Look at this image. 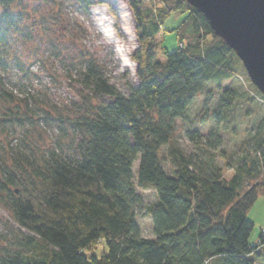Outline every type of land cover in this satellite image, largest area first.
<instances>
[{"label":"trees","instance_id":"trees-1","mask_svg":"<svg viewBox=\"0 0 264 264\" xmlns=\"http://www.w3.org/2000/svg\"><path fill=\"white\" fill-rule=\"evenodd\" d=\"M126 1L139 80L128 82V94L85 35L97 4L118 19L106 0H0V201L12 220L0 232V264H258L264 231L252 246L248 213L264 195V117L236 159L217 155L218 134H188L204 155L185 152L174 137L176 121L211 83L221 90L211 113L218 123L241 99L264 105V95L247 84L222 87L244 65L187 0H152L149 8ZM160 33L178 41L174 51L160 49L163 60ZM43 73L76 97L61 106L38 97L31 88ZM37 126L52 129L53 141L39 145ZM166 146L172 170L161 158ZM138 188L158 196L148 208L154 239L137 220Z\"/></svg>","mask_w":264,"mask_h":264},{"label":"rangeland","instance_id":"rangeland-1","mask_svg":"<svg viewBox=\"0 0 264 264\" xmlns=\"http://www.w3.org/2000/svg\"><path fill=\"white\" fill-rule=\"evenodd\" d=\"M106 2L111 4L115 9L118 19L110 14L107 5L97 4L91 8L90 16L87 17L84 22L85 31L87 30L85 35L90 48L93 51H101L106 58V63L109 68V77L112 83L116 85L119 90L128 94V82L134 84L139 83L136 75L137 63L132 58L134 51L138 47L135 30L136 21L126 0H121L124 7L123 10L118 8L111 0H106ZM141 2L144 8H149L152 4V0H141ZM121 11L124 12V18L122 17ZM187 16L188 12L173 14L166 23V28L172 29ZM116 24L119 25V29L116 28ZM104 29L111 34L110 38L103 33ZM177 44L178 41L175 33H168L166 37L164 33H160L157 37L159 52L157 58L163 60L160 50L163 46L167 47L170 51H174L177 48ZM239 74L241 76L237 78L223 81L221 84L222 87H235L242 90L244 84H247L256 91L254 88L256 86L251 82L244 67H239ZM39 76V78L34 80V86L31 89H35V93L41 99H45L47 102L51 101V104L55 106H61L64 101L74 96L76 97L75 91L72 88L66 86L60 88L53 87L50 84L49 77L44 73ZM76 87H78V85H76ZM217 87V83L208 85L206 90L198 95L189 108L186 117L176 121L177 131L174 142L187 153L204 155L205 152L202 150L203 148L199 142L190 138L188 134L193 131H198L206 138L218 134L222 143L218 149L217 155L224 151L227 158L236 159L243 156L245 152L251 149L249 132L252 128H256L255 126L264 117V105L257 101L250 102L247 98L241 99L239 101L240 105L235 111L228 112V116L218 123L215 119L211 118L212 109L215 108L217 99L221 95V90H218ZM207 101L208 104L206 105ZM207 106L210 111L207 110ZM33 133L36 135L38 134L39 145L41 146H44V143L48 144L52 142L53 138L56 136V133L46 126H37L36 132L33 130ZM1 138L2 136L0 135V139ZM167 149V146L163 147L161 158L167 170H172V165L166 158ZM136 164H138V162ZM218 164L224 166L226 162L225 160L219 159ZM136 170L137 165L135 166V171ZM224 174H226L227 178H231L233 171L226 168L224 169ZM138 193L142 197V203L136 207L137 220L141 226L143 236L154 239L153 222L148 208L158 201L157 193L153 189L142 188H138ZM248 218L255 225L250 237V244L256 246L259 243L261 232L264 231V195H260L258 200L251 207ZM11 221L8 211L0 201V232L3 231V225ZM103 248V244H99L97 252L101 253ZM257 263L264 264V259H260Z\"/></svg>","mask_w":264,"mask_h":264},{"label":"water","instance_id":"water-1","mask_svg":"<svg viewBox=\"0 0 264 264\" xmlns=\"http://www.w3.org/2000/svg\"><path fill=\"white\" fill-rule=\"evenodd\" d=\"M242 61L264 95V0H187Z\"/></svg>","mask_w":264,"mask_h":264},{"label":"bare ground","instance_id":"bare-ground-1","mask_svg":"<svg viewBox=\"0 0 264 264\" xmlns=\"http://www.w3.org/2000/svg\"><path fill=\"white\" fill-rule=\"evenodd\" d=\"M114 4H116V6H118V8H120L121 10H123V4H122V2H121V0H111ZM121 14H122V17L124 18L125 17V15H124V12L123 11H121ZM107 37H111V34L107 31V30H105L104 29V32H103Z\"/></svg>","mask_w":264,"mask_h":264}]
</instances>
